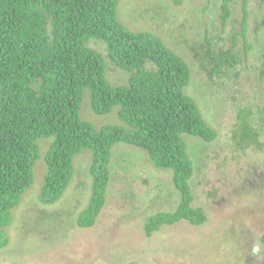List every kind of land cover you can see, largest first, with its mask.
<instances>
[{"label": "trees", "instance_id": "trees-1", "mask_svg": "<svg viewBox=\"0 0 264 264\" xmlns=\"http://www.w3.org/2000/svg\"><path fill=\"white\" fill-rule=\"evenodd\" d=\"M162 1L164 7L167 1ZM230 1L221 0L224 20L230 14ZM248 1L241 3L240 30L244 37L250 28ZM259 1L263 13L254 15L252 10L250 16L256 40L264 39V0ZM118 6L119 0H0V248L9 242L12 211L32 187L35 166L41 159L44 170L36 197L51 206L61 202L70 186L75 157L91 150V154L83 152L90 159L89 194L75 222L80 228L94 226L106 204L112 177L120 178L115 171L129 170L126 155L111 153L117 142L145 150L153 167L171 174L179 193L174 210L147 217V236L164 225L180 221L200 225L206 220L202 207L193 204L191 179L196 153H187L184 136L211 142L216 131L188 90L197 91L202 86L215 96V81L198 85L193 67L209 77L226 79L233 70L236 78L237 53L224 40L218 43L220 36L210 38L209 29L202 25L200 39L191 43L190 53L183 56L154 32L132 31L133 22L131 26L123 20L127 28L119 20ZM130 7L132 20L138 17L135 0L128 1L125 14ZM257 44L264 79V42ZM248 49L245 41V55ZM108 62L127 72L128 81L112 84L107 77ZM85 105L96 115L115 111L118 122L96 127L83 117ZM240 109L239 127L245 143L259 147L257 128L258 123L264 124V107L256 113L246 103ZM44 140L49 144L42 154L40 143ZM156 184L160 193L162 186ZM37 209V218H33L38 222L51 217L64 230L72 224L69 212L62 217L49 208L45 217L44 211Z\"/></svg>", "mask_w": 264, "mask_h": 264}, {"label": "rangeland", "instance_id": "rangeland-1", "mask_svg": "<svg viewBox=\"0 0 264 264\" xmlns=\"http://www.w3.org/2000/svg\"><path fill=\"white\" fill-rule=\"evenodd\" d=\"M128 1L119 0L118 17L127 28L129 22L131 26L133 22L134 29L130 30L152 31L169 48L188 56L191 43L200 39L199 30L203 25L209 29L210 38L220 36L217 42L224 40L239 58L236 78L233 70L226 79L209 77L200 68L193 67L198 85L208 84L209 79L215 81L212 85L216 89L215 96H210L202 86H198L197 91L188 90L216 131L211 142L184 136L187 153H196L191 179L193 204L202 207L206 220L200 225L186 221L164 225L147 236L144 232L147 217L159 211L174 210L179 193L173 186L171 174L153 167L145 150L117 142L111 153L126 155L129 170L115 171L120 178L112 177L106 204L95 225L89 228L76 226L75 219L87 203L90 186L87 153L91 154V150H84L75 157L70 186L61 202L51 206L43 205L36 197L44 170L43 159L40 160L35 166L37 173L32 187L12 211L14 218L7 229L9 242L0 248V264H264V241L261 240L264 179L255 174L264 171V124L258 123L259 147L244 143L243 130L232 132L238 125L240 105L249 103L256 113L264 107L263 66L257 59L261 50L257 43L264 39L256 40V30L251 28L253 21L250 19L252 10L254 15L263 13L260 1H248L250 28L245 37L240 30L242 0L228 3L230 14L225 20L221 16V0H182L181 4L164 0L167 1L164 7L162 0H135L138 17L132 20H129L132 7L126 14L124 12ZM123 20H128L127 25ZM245 41L250 46L246 55ZM108 63L107 77L112 84L128 81L127 72ZM211 101L215 102V107ZM109 113L96 115L87 105L83 109V117L98 128L118 122L115 111ZM48 144V140L40 143L42 154ZM156 183L162 186L160 193L156 191ZM124 189L129 192L124 194ZM31 199L36 203L30 202ZM37 208L44 211L45 217H48L49 208L56 209L62 217L69 212L68 215L73 216L72 224L64 230L65 227L56 226L51 217L38 222L33 218L38 215ZM60 215L59 220L65 223Z\"/></svg>", "mask_w": 264, "mask_h": 264}, {"label": "clouds", "instance_id": "clouds-1", "mask_svg": "<svg viewBox=\"0 0 264 264\" xmlns=\"http://www.w3.org/2000/svg\"><path fill=\"white\" fill-rule=\"evenodd\" d=\"M213 105H214V107L216 106V104H215L214 101H213ZM239 109H240V106H239ZM240 110H242V111H246V110H243V109H240ZM201 113H202V112H201ZM247 120H250V119L248 118ZM237 121H238V125L233 129V131H232L233 134L243 130V129H240V127H239V126H240L239 123L241 122V121L239 120V117H238V120H237ZM244 136H245V135H244ZM244 143H245V142H244ZM244 143H243V144H244ZM243 144H239V146H243ZM257 152H258V153H262L261 150H257ZM261 238H262V237H261Z\"/></svg>", "mask_w": 264, "mask_h": 264}, {"label": "flooded vegetation", "instance_id": "flooded-vegetation-1", "mask_svg": "<svg viewBox=\"0 0 264 264\" xmlns=\"http://www.w3.org/2000/svg\"><path fill=\"white\" fill-rule=\"evenodd\" d=\"M255 174H256L257 177H259L261 180L264 179V171L256 172Z\"/></svg>", "mask_w": 264, "mask_h": 264}]
</instances>
